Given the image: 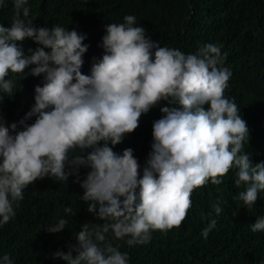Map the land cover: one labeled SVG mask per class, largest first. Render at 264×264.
Listing matches in <instances>:
<instances>
[{"label": "clouds", "instance_id": "9594fccd", "mask_svg": "<svg viewBox=\"0 0 264 264\" xmlns=\"http://www.w3.org/2000/svg\"><path fill=\"white\" fill-rule=\"evenodd\" d=\"M26 4L14 0L11 26L0 24V90L11 95L15 85L6 77L26 74L30 66L44 84L35 88V105L19 130L0 118V224L15 216L14 204L29 185L46 177L67 182L81 167L90 169L80 184L81 199L102 223L91 231L85 224L74 247L54 254L66 264H128L127 253L107 234L133 246L148 243L154 231L180 227L194 190L209 181L221 184L233 168L236 186L245 189L235 199L253 207L264 192V162L253 165L243 151L249 131L235 101L224 95L232 72L220 46L208 43L194 54L162 47L127 15L124 23L106 25L105 54L84 75L85 37L62 26H26ZM25 39L40 47L25 55L18 46ZM161 101L167 106L153 123L151 152L141 170L131 148L117 154L113 147ZM32 117L35 122L26 124ZM64 211L72 213L71 207ZM214 211L218 216L222 210L217 205ZM67 224L60 219L47 230L59 233ZM215 224L213 219L202 231L205 238ZM251 231H264V218ZM0 264L13 262L5 254Z\"/></svg>", "mask_w": 264, "mask_h": 264}, {"label": "trees", "instance_id": "16d2710c", "mask_svg": "<svg viewBox=\"0 0 264 264\" xmlns=\"http://www.w3.org/2000/svg\"><path fill=\"white\" fill-rule=\"evenodd\" d=\"M13 2L4 0L0 8V24L6 27L11 26L15 14ZM25 6L30 10L28 18L22 17L26 26L29 21L37 29L62 26L85 37L84 44L89 47L83 56L84 75H90L93 63L105 54L102 38L106 25L124 23L127 15L135 16V26L143 27L146 38L162 47L194 54L208 43L220 46L224 66L232 72L224 95L235 101L249 131L243 151L253 165L264 162V0H27ZM18 46L25 55L40 47L32 39ZM32 67L26 74L9 73L6 79L15 85L11 95L0 90V118L5 126L16 123L19 130V122L35 105V88L43 86L44 77L32 76ZM165 106L167 102L161 101L142 114L138 128L126 134L113 151L122 154L131 148L142 170L151 152L153 123L162 117ZM35 119L25 123L31 125ZM89 171L81 167L78 177L70 175L67 182L46 177L25 188L23 199L14 204L15 216L0 224V258L7 254L13 264H66L54 254L74 247L85 224L91 231L102 223L81 199L84 190L80 184ZM237 171L230 170L219 185L209 181L194 190L191 208L180 227L154 231L146 244L128 246L112 233L107 234V240L120 245V251L128 255V264H264V231H251L256 220L264 218V192L258 193L251 208L235 199L245 190L235 184ZM217 205L222 210L218 216L214 211ZM66 207H71V214L65 213ZM60 219L68 221L65 229L50 233L47 227ZM213 219L215 227L205 238L202 231Z\"/></svg>", "mask_w": 264, "mask_h": 264}]
</instances>
